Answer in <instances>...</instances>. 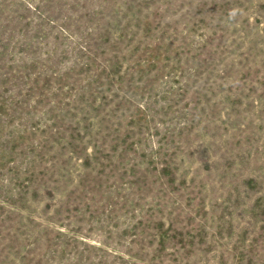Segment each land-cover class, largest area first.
Listing matches in <instances>:
<instances>
[{"label":"rangeland","instance_id":"374dc122","mask_svg":"<svg viewBox=\"0 0 264 264\" xmlns=\"http://www.w3.org/2000/svg\"><path fill=\"white\" fill-rule=\"evenodd\" d=\"M0 264H264V0H0Z\"/></svg>","mask_w":264,"mask_h":264}]
</instances>
